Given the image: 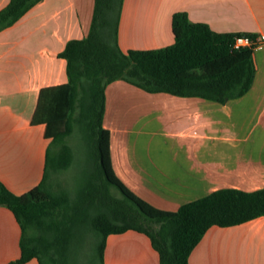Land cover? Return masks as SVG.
<instances>
[{
  "label": "crops",
  "instance_id": "0c3cea01",
  "mask_svg": "<svg viewBox=\"0 0 264 264\" xmlns=\"http://www.w3.org/2000/svg\"><path fill=\"white\" fill-rule=\"evenodd\" d=\"M10 0H0V10ZM95 0H41L0 32V182L17 195L38 186L51 139L33 124L42 89L68 82L60 57L69 41L90 31ZM262 38L250 91L225 104L149 93L124 80L106 88L104 127L116 175L151 205L177 211L223 188H264V0H125L119 27L123 51L175 42L172 21ZM22 229L0 205V264L21 257ZM24 264H39L32 259ZM104 264H161L144 233L128 230L106 241ZM189 264H264V216L234 227L214 226Z\"/></svg>",
  "mask_w": 264,
  "mask_h": 264
},
{
  "label": "trees",
  "instance_id": "16d2710c",
  "mask_svg": "<svg viewBox=\"0 0 264 264\" xmlns=\"http://www.w3.org/2000/svg\"><path fill=\"white\" fill-rule=\"evenodd\" d=\"M40 1L10 0L0 10V32ZM124 1L95 0L89 34L69 41L60 53L67 61L68 82L40 92L32 123L45 124L51 139L42 182L22 195L0 182V205L11 209L22 229L21 257L11 264L32 259L39 264H81L79 251L90 236L104 264L108 236L128 230L149 236L161 264H189L212 227L239 226L264 216V188H223L167 211L137 196L116 175L111 133L104 127L109 84L124 80L149 93L225 104L250 91L257 70L254 47L234 48L235 38L243 34L217 32L206 23L192 22L183 11L173 16L172 45L123 51L119 27ZM76 129L95 154L92 173L72 196L64 189L57 191L54 182L73 163L67 138ZM97 257L89 264H96Z\"/></svg>",
  "mask_w": 264,
  "mask_h": 264
},
{
  "label": "rangeland",
  "instance_id": "374dc122",
  "mask_svg": "<svg viewBox=\"0 0 264 264\" xmlns=\"http://www.w3.org/2000/svg\"><path fill=\"white\" fill-rule=\"evenodd\" d=\"M67 143L73 150V163L70 168L56 175L54 186L57 191L64 189L69 191L72 196L77 194L78 189L85 182L88 174L92 173L94 167V151H92L87 143V140L82 137L78 129L73 135L67 138ZM52 153H56V149H52ZM112 191L119 197L123 198L120 191L112 187ZM95 239L93 236L84 238L83 248L79 251V259L81 264H89L90 261L97 257L95 249ZM96 264H100L98 257Z\"/></svg>",
  "mask_w": 264,
  "mask_h": 264
},
{
  "label": "built area",
  "instance_id": "2783aa9c",
  "mask_svg": "<svg viewBox=\"0 0 264 264\" xmlns=\"http://www.w3.org/2000/svg\"><path fill=\"white\" fill-rule=\"evenodd\" d=\"M261 43L262 38L260 36L252 37L250 35H241L235 38L234 48L254 47L256 49L261 46Z\"/></svg>",
  "mask_w": 264,
  "mask_h": 264
}]
</instances>
